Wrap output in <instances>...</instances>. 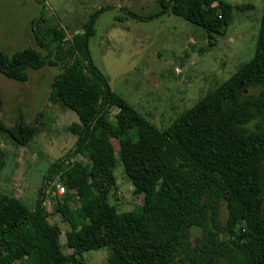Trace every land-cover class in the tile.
Segmentation results:
<instances>
[{
	"label": "trees",
	"instance_id": "16d2710c",
	"mask_svg": "<svg viewBox=\"0 0 264 264\" xmlns=\"http://www.w3.org/2000/svg\"><path fill=\"white\" fill-rule=\"evenodd\" d=\"M159 3L156 16L130 14L148 21L172 12L203 28L209 41L224 35L234 9L252 7ZM104 11L93 12L70 42L64 29L34 19L47 56L33 47L0 48V73L19 82L29 80L30 69L60 67L50 99L79 119L71 126L74 147L52 165L33 209L0 194V264H84L86 252L107 247L121 264H264V13L253 59L160 129L112 89L94 61L90 39ZM0 134L26 146L38 128L22 114L13 127L0 117ZM119 162L134 193L144 195L141 211L110 202ZM53 170L61 173L64 195H54L58 186L47 194ZM53 205L69 225V254H61L62 229L50 222Z\"/></svg>",
	"mask_w": 264,
	"mask_h": 264
},
{
	"label": "rangeland",
	"instance_id": "374dc122",
	"mask_svg": "<svg viewBox=\"0 0 264 264\" xmlns=\"http://www.w3.org/2000/svg\"><path fill=\"white\" fill-rule=\"evenodd\" d=\"M160 0H0V48L13 53L28 47L47 56L35 40L31 22L43 16L47 23L64 29L66 41L84 32L90 15L105 8L96 23L90 49L97 66L108 77L112 89L160 129L169 127L210 91L228 80L240 66L253 59L264 13V0H222L234 6L232 22L224 35L209 41L205 30L172 12L156 16ZM212 42V43H211ZM68 46V45H67ZM60 67L46 65L29 70V80L19 82L0 73V117L8 127L22 114L38 134L26 146L0 134V194L22 200L33 209L52 165L74 147L77 136L71 126L76 113L60 108L50 99ZM254 122L251 126H254ZM264 124V121L262 122ZM118 151L117 141L114 140ZM47 194L62 185L61 173L49 174ZM118 187L110 202L120 211H141L143 194H135L132 182L119 162ZM63 186V185H62ZM66 188V187H65ZM67 192V189H66ZM76 192V189H72ZM50 222L62 229L61 254L69 225L52 206ZM221 218L227 220L225 206ZM200 236V231H195ZM109 247L84 254V264H121Z\"/></svg>",
	"mask_w": 264,
	"mask_h": 264
},
{
	"label": "built area",
	"instance_id": "2783aa9c",
	"mask_svg": "<svg viewBox=\"0 0 264 264\" xmlns=\"http://www.w3.org/2000/svg\"><path fill=\"white\" fill-rule=\"evenodd\" d=\"M65 193H66V188L64 186H58L57 192L54 193V195L57 194L61 196V195H64ZM48 205H51L50 201L48 202Z\"/></svg>",
	"mask_w": 264,
	"mask_h": 264
}]
</instances>
